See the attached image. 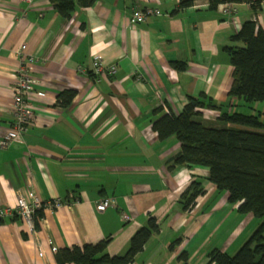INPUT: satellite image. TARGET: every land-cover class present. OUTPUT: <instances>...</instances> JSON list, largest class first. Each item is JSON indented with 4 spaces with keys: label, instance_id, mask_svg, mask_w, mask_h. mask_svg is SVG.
<instances>
[{
    "label": "crops",
    "instance_id": "1",
    "mask_svg": "<svg viewBox=\"0 0 264 264\" xmlns=\"http://www.w3.org/2000/svg\"><path fill=\"white\" fill-rule=\"evenodd\" d=\"M250 1L235 2L226 15L222 6L233 0L216 10L209 0L182 10L180 0H96L65 19L51 0H0V139L14 121L22 45L37 60L38 81L24 142L0 150V209H15L30 192L64 201L56 212L37 213L34 231L20 217L0 221V264H57L60 250L101 241H109V255L122 257L150 218L160 231L130 264H184L183 254L188 264H209L214 250L230 255L242 247L260 220L241 215L210 182L208 168H173L181 143L160 141L152 126L169 112L180 115L190 98L217 107L198 110L196 119L210 128L233 127L220 121L224 113L264 121V102L230 97L227 49L245 48L232 38L255 18L264 30V4L255 10ZM136 8L162 16L133 27ZM95 56L117 74L99 80ZM65 91L75 93L68 105L59 98ZM194 183L204 193L188 210L184 194ZM104 198H114L116 208L98 212Z\"/></svg>",
    "mask_w": 264,
    "mask_h": 264
},
{
    "label": "trees",
    "instance_id": "2",
    "mask_svg": "<svg viewBox=\"0 0 264 264\" xmlns=\"http://www.w3.org/2000/svg\"><path fill=\"white\" fill-rule=\"evenodd\" d=\"M95 1L51 0V3L65 19H70L77 6L89 8ZM223 2L209 0L210 9L216 10ZM250 3L253 9L259 10L264 0ZM193 4L194 0H180V10ZM232 41L244 44L245 48L227 49L234 78L230 97L248 105L264 102V30L254 21L245 23ZM74 96V92L65 91L59 97L60 102L68 105ZM205 108L217 107L211 100L190 98L180 115L169 112L156 120L152 128L160 141L176 137L181 143V153L173 161V168H208L210 182L220 193L229 195V202L238 206V212L260 220L258 228L234 256L214 250L209 254V264H264V121L259 115L224 113L220 121L233 127L210 128L196 119L198 110ZM188 193L184 198L189 210L204 190L199 183H194ZM159 231L157 219L150 218L147 226L134 235L128 252L122 257L109 255L106 251L109 241H101L60 250L56 261L57 264H130ZM180 259L188 264L185 254Z\"/></svg>",
    "mask_w": 264,
    "mask_h": 264
},
{
    "label": "built area",
    "instance_id": "3",
    "mask_svg": "<svg viewBox=\"0 0 264 264\" xmlns=\"http://www.w3.org/2000/svg\"><path fill=\"white\" fill-rule=\"evenodd\" d=\"M32 4L34 0H21ZM246 2V1H242ZM235 2L228 3L222 6V12L226 15L233 13L232 6ZM251 5V4H250ZM153 16H162V12L155 9H140L133 10L130 24L133 27L145 23ZM258 23V19H254ZM27 46L22 45L18 50V55L22 61L20 71L12 86L14 94V105L12 115L14 118L12 127L1 139L0 150H6L10 147L21 144L24 142L25 135L27 134L33 122L34 111L29 102L31 94L35 91L38 84L37 79L33 74V67L37 61L35 58L26 54ZM93 69L95 75L99 78L102 76L112 77L117 74L116 66H106L101 57L95 56L93 58ZM64 204L61 199H53L50 201L42 200L35 192H30L26 196L22 195L18 198V204L15 209L1 208L0 220L5 218L20 217L24 220L30 231L36 229V215L44 209L56 212ZM117 202L114 198H104L96 206V210L100 213L106 212L108 209L116 208ZM128 219V217H126ZM54 251H57L54 249Z\"/></svg>",
    "mask_w": 264,
    "mask_h": 264
},
{
    "label": "rangeland",
    "instance_id": "4",
    "mask_svg": "<svg viewBox=\"0 0 264 264\" xmlns=\"http://www.w3.org/2000/svg\"><path fill=\"white\" fill-rule=\"evenodd\" d=\"M252 232H253V231H252ZM253 233H254V232H253ZM253 233H252V234H253ZM252 234H251V235H252ZM251 235H250V236H251ZM246 239H247V238H246ZM246 239L243 241L242 245L247 241ZM242 245H241V246H242ZM239 249H240V248H238V249H237L236 251H234V252L230 251V256H234V255L237 253V251H238ZM228 253H229V251H228ZM228 253H227V254H228ZM228 255H229V254H228Z\"/></svg>",
    "mask_w": 264,
    "mask_h": 264
}]
</instances>
